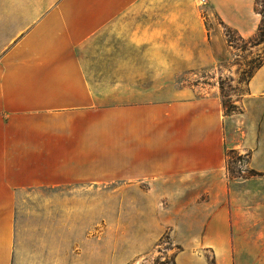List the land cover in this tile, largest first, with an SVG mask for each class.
Instances as JSON below:
<instances>
[{
	"label": "crops",
	"instance_id": "obj_1",
	"mask_svg": "<svg viewBox=\"0 0 264 264\" xmlns=\"http://www.w3.org/2000/svg\"><path fill=\"white\" fill-rule=\"evenodd\" d=\"M204 1L240 37L256 34L255 0ZM199 6L0 0V264L13 261L22 187L115 181H147L159 215L189 219L173 224L190 234L176 264H264V177L227 172L233 150L264 175V58L231 113L217 85L177 86L219 73L228 54Z\"/></svg>",
	"mask_w": 264,
	"mask_h": 264
},
{
	"label": "rangeland",
	"instance_id": "obj_2",
	"mask_svg": "<svg viewBox=\"0 0 264 264\" xmlns=\"http://www.w3.org/2000/svg\"><path fill=\"white\" fill-rule=\"evenodd\" d=\"M197 2L208 31L218 27L224 33L228 54L217 63L219 73L181 74L176 85L215 84L224 110L237 111L235 100L244 97L249 76L264 58V40L256 43V34L244 39L227 30L206 2ZM204 87H196V94ZM169 91L165 89L166 96ZM228 153L230 178L264 177L246 167L244 153ZM254 187L264 194V181ZM155 189L147 181L22 187L14 202L12 264H176L190 234L174 233L173 224L187 228L190 221L159 215L160 202L150 195Z\"/></svg>",
	"mask_w": 264,
	"mask_h": 264
},
{
	"label": "trees",
	"instance_id": "obj_3",
	"mask_svg": "<svg viewBox=\"0 0 264 264\" xmlns=\"http://www.w3.org/2000/svg\"><path fill=\"white\" fill-rule=\"evenodd\" d=\"M262 4L260 7H258V0H255V7L256 10L261 14V21L258 26L257 32H256V43L261 42L264 40V0H261ZM224 27L228 30V26L224 24ZM230 41V40H228ZM230 153H234L235 151L229 150ZM229 156V153L227 152V157ZM238 159H240V155L237 156Z\"/></svg>",
	"mask_w": 264,
	"mask_h": 264
},
{
	"label": "built area",
	"instance_id": "obj_4",
	"mask_svg": "<svg viewBox=\"0 0 264 264\" xmlns=\"http://www.w3.org/2000/svg\"><path fill=\"white\" fill-rule=\"evenodd\" d=\"M202 2H205L204 0H201Z\"/></svg>",
	"mask_w": 264,
	"mask_h": 264
}]
</instances>
